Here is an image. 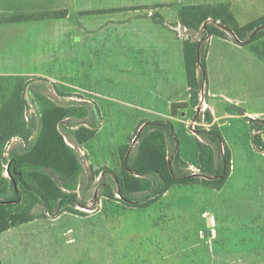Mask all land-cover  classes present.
Listing matches in <instances>:
<instances>
[{
    "label": "rangeland",
    "instance_id": "obj_1",
    "mask_svg": "<svg viewBox=\"0 0 264 264\" xmlns=\"http://www.w3.org/2000/svg\"><path fill=\"white\" fill-rule=\"evenodd\" d=\"M0 1H3V3H0V22L29 20L32 22V34L36 33V35H38V31L44 30L38 27L40 24L37 21H65L69 19L71 14H73V19L80 18L79 24L85 27V15L89 12L87 7L94 1L96 4L98 2V0H29V3L25 6H13L12 4H5L7 0ZM160 1L164 2V5H167V1L169 2L168 6L162 9L174 20L173 25L175 27L179 25L182 28L180 30L182 33L176 28L177 34L187 38V29L181 22V10L186 6V1L174 0L175 3H170V0ZM203 1H201L200 6L228 4L230 11L238 16L240 22H246L255 18V16L263 17V14L256 12L258 10L255 8L253 10L242 8L241 15L233 6L258 7L257 2L251 1L249 4L239 5L237 3L240 0L237 3H220L218 0ZM60 15L65 16L60 17ZM45 30L48 37L62 32L65 34L69 32L70 35L69 24H63V29L59 28V25L48 24ZM193 32L198 34L196 31ZM207 43L208 40L205 44ZM211 48L213 49V56L210 60L211 67L207 74V80L208 89L216 95L214 97L210 96L207 90L205 93L206 102L220 104V110L223 112L224 109L227 110L225 105H229V103L226 98L229 97L233 99L231 104L234 106L236 103L244 112L259 111L264 114L263 42H250L245 46L238 45L235 41H221L217 37L214 38ZM127 64L123 70H120L121 72L129 68V61H127ZM93 68L94 87H60L58 86L60 84L54 83L52 80L56 78V75L48 77L39 74L0 76V107L11 97L13 89L20 84L21 79L25 85H28L24 92L29 102L26 110L27 118H31V116L38 113L34 103L35 96L30 92L31 89H34L37 93L45 94L63 105L93 104L96 107L99 104L107 114L105 129L95 139L77 148L84 166V172L78 189L79 202H73L71 205L72 208L77 209L76 211H86L85 201L87 199L102 198L104 196L103 182L109 183L115 189L116 185L112 180V172L120 176L123 174L122 147L128 145L129 153L134 154L136 152L138 141L134 144V139L143 124H137L135 127L134 123L139 116L149 117L152 111L150 108L157 105L154 99H150L152 98L149 96L150 91L148 89L150 88L134 87L133 83L130 87H124L119 67L117 69V66L113 63L111 65L105 59H96ZM51 72L53 73L54 69ZM197 76L198 79L203 80V75L198 71ZM70 78L71 76L68 75L58 77L59 80H66V83L70 82ZM184 79L182 87H173L172 90L165 89L164 94L170 95L171 92L175 96L178 93L183 94L187 86L186 76ZM138 105L148 106L149 109L137 108ZM193 113L196 114V107H193ZM193 113L192 110H188L189 116ZM136 116H138L137 119ZM110 117H114L116 120ZM86 120H89V118L84 121ZM70 121L73 123V120H67V122ZM247 121L249 120L246 117L232 116L224 119L222 126H219L224 144L230 149L233 157L232 173L220 192H212L211 189L201 186L208 191L204 193L198 191L199 186L184 187L186 184H175L169 194L221 199L219 200L222 203L219 207V216L224 217V219L227 218L228 225L237 234L240 232L243 235V231L244 233L249 232V234L254 232V242H259L257 236L264 227V153L255 147L252 136V123ZM195 126L197 130L198 127H204V124ZM190 131V127L186 124L175 126L180 153L188 162L195 163L198 156L197 139ZM112 132L115 133L113 138L110 137ZM195 133L198 132L195 131ZM20 141L21 139L14 138L7 144L6 156L9 155V150ZM172 148H174V145H172ZM170 152L172 153L171 150ZM172 165H174L173 161ZM176 167L179 172H184L187 169L180 161L176 163ZM153 180L156 182L154 178ZM151 191L152 189L136 193V201L144 199ZM117 196L120 195L117 194ZM100 206L102 204L100 205L96 201L88 205L90 209H97ZM151 209H134L123 200L121 203H117L110 199V202L106 203V210L95 216L90 215L87 217L84 215L81 217L68 213L62 215L53 223L39 221L32 225H24L27 221L22 223L23 225L18 224L15 227H19L12 237L14 242L10 241L11 238H8V232L0 234V250L2 251L3 262L8 264L9 261L14 260L24 262L23 264H26V262H33V264H130L138 260L141 263L149 262L152 264L165 254L164 247L165 251L169 252L168 247L178 245V241H176L177 234L182 233L183 236H186L191 233L192 225L195 223L203 224V219L200 221L197 216L188 214V216L181 217L182 220L175 221L181 224V230L174 229L171 224L170 226L158 227V223L165 224L172 221H167L171 219L158 220L159 212ZM47 211L45 204L37 205L33 209V219H39ZM54 211L64 210L57 208ZM206 223L208 225V219ZM69 229L72 230L67 232ZM70 236L75 238V242L67 241ZM195 242H197L196 237L191 235L190 243ZM10 243L16 246L12 249L10 260H7L6 249ZM158 246L164 247L158 248V251H156Z\"/></svg>",
    "mask_w": 264,
    "mask_h": 264
},
{
    "label": "crops",
    "instance_id": "obj_2",
    "mask_svg": "<svg viewBox=\"0 0 264 264\" xmlns=\"http://www.w3.org/2000/svg\"><path fill=\"white\" fill-rule=\"evenodd\" d=\"M185 1L186 6H190L200 5L203 0H193L194 2L189 0ZM251 1L257 2L258 7H248V5H246V7H237V5L233 6L241 15L242 8H249L251 10L255 8L258 10L256 12H259L264 16V0H240L239 2L238 0H218L220 3L238 2L237 4L239 5H243V3L249 4ZM0 3H3V1H0ZM28 3L29 0H7L5 4L25 6ZM170 3H175V1L170 0ZM166 4L167 5H164V2L160 0H98L97 4L94 1L89 7H87V11L89 12L85 15V27L79 24V20H81L80 18L73 19V14H71L69 19L65 21H37L40 24L38 27L44 29L43 31H38V35H36V33L32 34V22L29 20L0 22V76L39 74L41 76L48 77L56 75V78L52 80L54 83L60 84L58 85L60 87H94L95 77L92 75L94 74L93 67L95 60L105 59L109 61L111 65L113 63L117 66V69L119 67L120 77L122 81H124V87H130L133 83L134 87L150 88L148 89L150 91L149 96L152 97L150 99H154L157 103V105L152 106L153 108H150L152 111L150 112L151 115L149 117H135L136 119L138 118L134 123L135 127L140 123L145 124L146 121H171L174 126L173 130L176 137L175 126L177 124H186L190 127V132L195 135L196 138L199 137L203 140V138H201L198 133L196 134L191 127L193 122H195L197 110L194 115L193 106L190 102L191 91L188 84L184 54L185 41L189 37H192L194 40L199 39V36L185 26L184 27L187 29L188 37L185 38L181 34L179 36L176 32V28L179 31L182 30V28L179 27V25L175 27L173 25L174 20L165 13L166 11L164 9H162L165 6H168L169 2L167 1ZM234 16L238 24L241 26L256 21L262 17L255 16V18L251 20L240 22L238 16L235 14ZM48 24H53L54 26L59 25V28L61 29H63V24H69L70 35L68 34L69 32L67 34L62 32L55 36L48 37L45 30ZM180 32L182 33V31ZM217 37L221 41L236 42L231 34L229 38L215 34L210 35L208 38V49L206 55V75L210 71V60L213 56V49L211 48V45L214 38ZM255 41L263 42L264 44V35L253 42ZM236 43L238 45H242L238 42ZM248 44L244 45L247 46ZM36 60L37 62H35ZM127 61H129V68L126 71L121 72L120 70H123V68L128 65ZM50 69L51 71L54 69V72H48ZM64 75L71 76L69 83H66V80L64 81L58 79V77H64ZM185 76L187 78V86L183 94L178 93L177 96H175L172 92L170 95L164 94L163 91L165 89L172 90L173 87H182ZM207 90L210 96L214 97L216 95V93L211 92L208 89V80L206 82V91ZM185 100L189 101V108L180 109L177 116H172L171 103L173 101ZM226 101L229 105H225L227 110L224 109L222 112L220 110V104L210 101L206 102L205 97V107L203 111H205V109H209L214 118L213 123L220 127L224 123L222 122L224 119L232 116L264 119L263 112L259 111H245L243 114L231 113L229 109L233 106V104H231L233 99L227 97ZM158 106L159 108H157ZM97 107L100 109V113L102 115L97 134L93 139H95L101 131L105 129L106 125L105 117L107 114H105L104 109L99 104ZM137 108L149 109V107L145 105H138ZM188 110H192L193 114H191V116L188 115ZM114 119L116 120V118ZM198 119L196 121L197 124H203L202 122H199ZM206 127L208 128V126ZM114 131L116 132L115 129ZM114 134L115 133L112 132L110 137L113 138ZM168 144L169 150L172 151L173 143L169 142ZM176 150L179 151V142L176 143ZM179 154L181 160L186 163V166L184 167L187 169H183L184 172L189 174H200L201 171L199 168L198 156L196 162L194 163L188 162L180 151ZM232 170L233 157L231 159L230 175ZM194 186H199V188H197L198 191H202L204 193L208 192L207 189L204 188H209L212 192H220L223 188L216 189L210 186H204L203 184L184 185V187ZM173 187H175V185L171 186L162 196L157 198L148 206H129L134 209L152 208L151 210L159 212L160 216L158 220L171 219L167 221L172 222H166L165 224L158 223V227L166 225L170 226L171 224L174 229L181 230V224L176 223L175 221L182 220L181 217L188 216V214L197 216L200 221L203 219V224L195 223L192 225L191 233L186 236H183L182 233L177 234L176 241H178V245L168 247L170 250L169 252L165 251L164 246H158L156 251H158V248L164 247L163 251L165 254L160 256V258L155 260L152 264H264V227H262L263 230L257 236L259 242H254V232L249 234V232L244 233L243 231V235H241L240 232L237 234V232H234L231 226L228 225V219H224V217L221 218L219 216V207L222 204L219 200L221 199L218 198L216 200L215 198L208 199L207 197L198 196L170 195L169 193ZM110 199H113L117 203H121L122 200L124 201L121 195H116L114 198L106 196H103L102 198L93 197L85 201L87 207L95 201L100 203V205L102 204V206L97 209H90L89 207H86V211L76 212L47 211L44 213V216L39 217V219L30 220L27 223H24V225H32L39 221H43L45 223L46 221H49L53 223L59 217L68 213L81 217L84 215L87 217L90 215L95 216L96 214L103 213L104 210H106V203L110 202ZM226 215L228 216L229 214ZM207 219H210L211 221L210 226L206 223ZM18 227H12L3 233L8 232V238H11L10 241L14 242L12 237ZM71 230L72 229H69L67 232ZM188 231L189 229L187 232ZM191 235L196 237L197 242L190 243ZM67 241L75 242V238L70 236ZM15 246V244L12 245L11 243L8 245L6 249L7 260H10L9 257ZM24 246L26 247V245ZM0 256L2 264H4L1 250ZM135 261L136 262H131L130 264H150L149 262L141 263L138 260ZM23 263L24 262L11 260L8 264ZM26 264H33V262H26Z\"/></svg>",
    "mask_w": 264,
    "mask_h": 264
},
{
    "label": "trees",
    "instance_id": "obj_3",
    "mask_svg": "<svg viewBox=\"0 0 264 264\" xmlns=\"http://www.w3.org/2000/svg\"><path fill=\"white\" fill-rule=\"evenodd\" d=\"M181 22L191 31L198 32L199 36L196 40L189 37L184 44L190 102L193 107H197L203 85V80L197 76L198 48L200 47L202 67L206 69L208 43L205 42L209 34L230 37V33L220 28L217 22L228 26L238 37L236 42L244 45L264 35L263 29L251 37L258 26L264 25V16L241 26L228 4L190 5L182 8ZM19 83L13 89L11 97L0 107V234L32 220L33 209L41 203L45 204L49 212L57 208L76 212L77 209L71 205L79 202L78 189L84 172L77 148L96 136L101 120L97 106L59 104L34 89L30 92L35 96L34 103L38 113L27 118L29 102L24 92L28 85L22 79ZM229 111L244 113L237 105L232 106ZM87 118L89 120L84 121ZM68 119L73 120V123L67 122ZM247 119L252 123L254 145L264 153V120L251 117ZM213 120L209 109L199 116V122L204 124V127L196 130L203 138H196L200 174L177 170L176 163L180 161L184 166L186 163L176 150L178 138L171 121H146L136 152L129 153L128 145L122 147L123 174L120 176L112 172L115 189L103 182V195L114 198L119 194L127 205L145 207L175 184H203L216 189L224 187L230 175L232 156L227 145H224V154L222 153L224 138L220 127ZM14 138L21 141L6 156L7 144ZM169 142L174 145L172 153ZM170 159L174 163L172 166L169 164ZM151 189V193L144 199L136 201V193Z\"/></svg>",
    "mask_w": 264,
    "mask_h": 264
},
{
    "label": "water",
    "instance_id": "obj_4",
    "mask_svg": "<svg viewBox=\"0 0 264 264\" xmlns=\"http://www.w3.org/2000/svg\"><path fill=\"white\" fill-rule=\"evenodd\" d=\"M217 25L220 28H222V29H226L234 37V39L236 41L238 40V37L236 36V34L228 26L223 25L220 22H217ZM204 28H205V26H204ZM263 29H264V25L258 26L253 31L251 37L254 36L255 34H257L259 31H261ZM209 37H210V34H209L208 38ZM197 71H198V73H201L203 75V85H202V88H201V101H200L199 105L196 108L197 115L195 117V121H197L199 114L204 110V107H205V92H206V82H207L206 69H204L202 67V64H201L200 47L198 48ZM189 106H190V103L187 100H185V101H173L171 103V114H172V116H177L178 115V111L180 109H186V108H189ZM144 128H145V124L142 125V127L139 129L138 134L136 135V137L134 139L135 140L134 144L137 141H139L140 134L143 132ZM222 153L224 154L223 144H222ZM169 164H170V166H172L171 160L169 161ZM208 178H213V177H208ZM208 225L209 226L211 225L210 219H208Z\"/></svg>",
    "mask_w": 264,
    "mask_h": 264
},
{
    "label": "built area",
    "instance_id": "obj_5",
    "mask_svg": "<svg viewBox=\"0 0 264 264\" xmlns=\"http://www.w3.org/2000/svg\"><path fill=\"white\" fill-rule=\"evenodd\" d=\"M195 125H197V122L195 121V122H193V124H192V129L194 130V131H196V126Z\"/></svg>",
    "mask_w": 264,
    "mask_h": 264
}]
</instances>
